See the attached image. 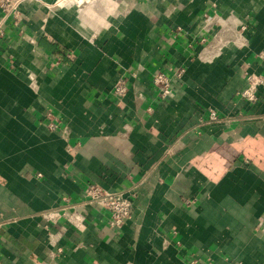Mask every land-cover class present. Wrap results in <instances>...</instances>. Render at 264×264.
Here are the masks:
<instances>
[{
    "label": "crops",
    "instance_id": "crops-1",
    "mask_svg": "<svg viewBox=\"0 0 264 264\" xmlns=\"http://www.w3.org/2000/svg\"><path fill=\"white\" fill-rule=\"evenodd\" d=\"M21 12L0 29V264H264V90L256 104L239 96L246 73L264 74V0ZM177 66L161 99L152 75ZM91 182L132 198L121 228L81 207ZM64 210L79 224L45 217Z\"/></svg>",
    "mask_w": 264,
    "mask_h": 264
},
{
    "label": "built area",
    "instance_id": "built-area-1",
    "mask_svg": "<svg viewBox=\"0 0 264 264\" xmlns=\"http://www.w3.org/2000/svg\"><path fill=\"white\" fill-rule=\"evenodd\" d=\"M25 1L27 0H0V10L3 17L0 29L7 20H10L15 25L21 24L24 16L21 12V5ZM178 29L182 30L181 28ZM68 56L70 57L71 54H68ZM185 72L186 68L183 66L175 67L171 74L164 71L154 72L152 85L157 90L158 97L161 99L169 98L173 94L176 84L183 80ZM246 80L247 86L239 92V96L250 104H256L261 98V91L264 90V74L248 72L246 73ZM112 91L115 97L124 98L129 92L128 79L120 77ZM45 117L50 130H61L60 119L53 111H47ZM217 118V111L212 110L210 119L215 120ZM85 193L87 201L81 207L84 208L90 203L100 206L108 213V224L113 228H121L132 214L134 203L132 198L125 192H111L100 184L91 182L87 185ZM193 201L189 199L186 200V203L190 204ZM60 215L65 216L74 225H78L81 220L80 215L70 214L65 210L61 214L52 212L45 215V217L48 221L54 222ZM58 250L61 251L62 248H58Z\"/></svg>",
    "mask_w": 264,
    "mask_h": 264
},
{
    "label": "rangeland",
    "instance_id": "rangeland-1",
    "mask_svg": "<svg viewBox=\"0 0 264 264\" xmlns=\"http://www.w3.org/2000/svg\"><path fill=\"white\" fill-rule=\"evenodd\" d=\"M62 1H64V2H65V1H68V0H62ZM79 2H80V0H79ZM86 11L88 12V10H86Z\"/></svg>",
    "mask_w": 264,
    "mask_h": 264
},
{
    "label": "bare ground",
    "instance_id": "bare-ground-1",
    "mask_svg": "<svg viewBox=\"0 0 264 264\" xmlns=\"http://www.w3.org/2000/svg\"><path fill=\"white\" fill-rule=\"evenodd\" d=\"M79 1V0H78ZM81 1V0H80ZM62 3H64V1H62Z\"/></svg>",
    "mask_w": 264,
    "mask_h": 264
}]
</instances>
